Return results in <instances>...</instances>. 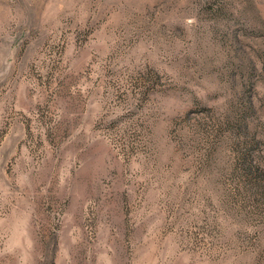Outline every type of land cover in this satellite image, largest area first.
<instances>
[{
    "label": "rangeland",
    "instance_id": "1",
    "mask_svg": "<svg viewBox=\"0 0 264 264\" xmlns=\"http://www.w3.org/2000/svg\"><path fill=\"white\" fill-rule=\"evenodd\" d=\"M246 148L264 0H0V264H264Z\"/></svg>",
    "mask_w": 264,
    "mask_h": 264
},
{
    "label": "trees",
    "instance_id": "2",
    "mask_svg": "<svg viewBox=\"0 0 264 264\" xmlns=\"http://www.w3.org/2000/svg\"><path fill=\"white\" fill-rule=\"evenodd\" d=\"M246 126L249 127L248 124ZM240 158L242 160V169L246 176H250V179L264 180V165L249 148L241 152Z\"/></svg>",
    "mask_w": 264,
    "mask_h": 264
}]
</instances>
